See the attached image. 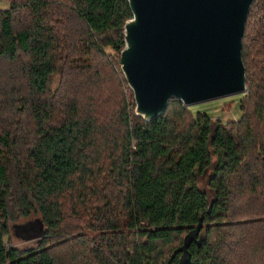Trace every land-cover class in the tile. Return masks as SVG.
I'll return each mask as SVG.
<instances>
[{
  "label": "trees",
  "instance_id": "obj_1",
  "mask_svg": "<svg viewBox=\"0 0 264 264\" xmlns=\"http://www.w3.org/2000/svg\"><path fill=\"white\" fill-rule=\"evenodd\" d=\"M18 7L31 20L15 29ZM72 16L79 28L69 26ZM131 18L127 0H26L0 12V264H264V0H255L245 24L248 103L230 130L174 99L146 122L124 103L123 130L109 138L91 107V86L106 89L92 73L114 65L92 67L86 55L102 57L110 48L120 70ZM104 146L112 178L106 192L96 171L105 169ZM209 169L204 192L198 182ZM18 192L21 215H39L30 239L36 249L5 243L9 228L32 224L8 226ZM89 192L104 200L96 219L105 235L92 249L48 245L64 221L58 201L69 194L81 205Z\"/></svg>",
  "mask_w": 264,
  "mask_h": 264
},
{
  "label": "water",
  "instance_id": "obj_2",
  "mask_svg": "<svg viewBox=\"0 0 264 264\" xmlns=\"http://www.w3.org/2000/svg\"><path fill=\"white\" fill-rule=\"evenodd\" d=\"M127 2L132 18L119 59L135 115L146 122L174 99L189 107L245 93L242 38L255 0ZM184 241L185 252L191 234Z\"/></svg>",
  "mask_w": 264,
  "mask_h": 264
},
{
  "label": "rangeland",
  "instance_id": "obj_3",
  "mask_svg": "<svg viewBox=\"0 0 264 264\" xmlns=\"http://www.w3.org/2000/svg\"><path fill=\"white\" fill-rule=\"evenodd\" d=\"M25 1L26 0H0V12L2 10L11 9V7L16 3L24 4ZM28 17L29 14L25 9H22L21 7L16 8L13 13V19H15L14 28H22L26 24H28V22H30L31 20ZM67 22L72 29L75 26H77V28L81 26L79 25L77 19L73 16L71 18V21H68L67 18ZM97 56L98 55H94L93 53L86 55V59H89V64L92 67H94L95 62L97 63V66H99L103 61L109 60L114 65V67L111 66L110 69L104 70V72L100 71L92 73L94 75L93 78H95L94 81L100 80L103 83L105 81L109 83L106 89L98 92V88L93 87L91 86V84H89V86L92 87V91L94 94V99L92 100L91 107L95 106L94 114L98 116L100 122L104 124L103 126L107 130V135L109 136V138H111V136H117L123 130L120 127L121 118H119L118 115L119 111L122 108L121 105L125 103L129 107V109H132L133 107L134 110L135 101L133 98L132 90L127 87L124 75L123 73H121V69L119 70L118 68L116 59L117 56L114 55L110 48L104 50L102 57L99 56L97 58ZM102 75L106 76L102 79ZM86 78L87 77H83V79ZM58 80L59 79L57 75L51 85L53 91H55V88H57L58 86ZM246 95L247 91L245 90L244 94L217 98L216 100L206 101L189 106L187 107V109L190 110L193 114H195L196 112L202 114L205 113L212 119V122L220 123L230 130V128L232 129V127H234L232 126V124H236L244 116V112L240 110V107L241 105L243 106L248 103ZM96 140H99V143L103 144L102 137L100 135L96 136ZM100 151V159H102V163L105 162L103 166L105 169H103L101 172L98 169L96 171L97 173H100L98 179L99 187H101V189L106 192L108 191V189L111 190L110 182L112 181V178L108 177L106 175V172L104 171L107 169V167H109V164L111 165V159L110 161L107 160L106 156L109 152H107L106 146L100 148ZM214 161H216V158L214 159ZM212 170L213 169H209L205 173V176L199 180L198 186L201 191L208 192L207 181L208 178L212 175ZM114 189L116 194L118 189L117 187H114L112 190ZM18 195L19 192L12 196V199L10 198V213L14 219H9L8 226L11 227L13 225H22L27 222L32 224H25L27 226L23 225L25 227L22 226L20 228H9V235L5 238V243L7 246H12L19 251L36 249L39 244H37L36 241L30 239L32 237H36L35 228H39V224L37 223L40 221V219L36 217H39V215L36 212V214L31 213L28 216H22L19 208L17 207L18 205L14 202L16 201V197H18ZM58 202V206L60 208V211L62 212V216H64V221L60 223V229L57 237L49 242L48 245L51 246V244H61L60 242H66V244L73 243V245H75V248H79V246L81 245L80 242H85L92 249L95 246L96 241L99 240V237H103L105 235L103 232L105 230L102 228L104 227L103 224H101L96 219V217L98 216L96 212L102 211L105 208L103 198L91 199V192H89L83 200L80 199L81 205L79 202H77V200L72 203L69 200V194L65 196L63 200H59ZM120 215L121 216L119 217V223L121 224V227H124L127 223V218L123 213H121ZM71 240L72 242H69ZM59 251L64 252L65 250L59 249Z\"/></svg>",
  "mask_w": 264,
  "mask_h": 264
}]
</instances>
